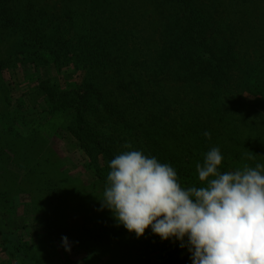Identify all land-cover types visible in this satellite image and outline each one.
Masks as SVG:
<instances>
[{"label":"rangeland","instance_id":"1","mask_svg":"<svg viewBox=\"0 0 264 264\" xmlns=\"http://www.w3.org/2000/svg\"><path fill=\"white\" fill-rule=\"evenodd\" d=\"M85 1L94 5L101 41L111 52L101 58L109 64L106 73H93L98 80L106 81L116 111L112 116L110 110H102L97 120L86 118L90 124L85 131L89 129L87 133L92 135L89 141L81 138L85 131L73 124L77 118L70 107L73 93H69L79 88L74 84L80 80L70 62L74 56L61 58L59 62L67 64L57 71L50 55L34 62L25 57L32 50L26 45L18 48L26 53V60L19 59L15 64L9 56L15 48L8 39L11 29L0 28V61L8 60L0 70V223H5L7 233L6 237L0 234V264H192L187 249L180 248L178 241L161 240L151 228L137 238L122 225L117 226L112 213L101 210L99 199L103 198L110 161L128 150H140L161 163L167 162L160 159V153L173 155L165 153L166 147L175 153L184 152L180 154L181 166L187 165V175L196 186L195 165L203 163L204 155L213 147H218L224 157L221 172L246 164L232 158L237 145L235 131H240L242 119L235 110L264 117V106L250 108L256 100H264V24L261 26L255 18L264 15V0H190L193 14L184 17L163 5V0L156 6L151 0H124L123 5L120 0ZM66 2L38 0L35 6L47 12L38 26L53 34L47 45L52 53H57L62 43L73 45L71 53L76 45L84 46L70 40L74 31L82 28L72 23L74 17L69 21L64 17V7L70 8ZM167 18L173 19L171 25ZM49 21L57 30L48 27ZM193 21L200 26L202 43L229 66V78L217 80L193 74L190 64L182 67L176 62L157 77H149L147 95L139 104L131 106L128 93L115 92L113 81L121 80L120 67L134 78L148 71L145 64L155 68L161 60H152L156 49L162 55L173 45L172 37H181L185 26ZM166 25H170L168 34L164 32ZM187 43L194 48L197 45L193 38ZM79 52L85 62L90 61V49ZM137 63L141 66H135ZM85 75L87 71L81 75L82 80ZM62 78L63 90L48 82ZM61 104L65 109L57 110ZM123 106L128 107L124 110ZM152 122L163 128L154 137L163 151L154 147L148 154L141 138ZM191 130L197 134L201 131L200 136L205 131L211 134L206 138L211 144L201 157L196 156L194 145H199V140ZM257 150L263 153L264 148L258 145ZM96 170L106 179L100 180ZM108 229L118 231V236H110ZM10 233L20 236L25 262L13 259L15 239L8 237ZM62 237L68 238L70 252L62 246Z\"/></svg>","mask_w":264,"mask_h":264},{"label":"clouds","instance_id":"2","mask_svg":"<svg viewBox=\"0 0 264 264\" xmlns=\"http://www.w3.org/2000/svg\"><path fill=\"white\" fill-rule=\"evenodd\" d=\"M223 159L211 148L195 165L199 186H184L170 164L140 150L121 152L109 163L101 210L137 238L151 228L161 240L178 241L192 264H264V164L221 172ZM62 242L70 252L68 238Z\"/></svg>","mask_w":264,"mask_h":264},{"label":"trees","instance_id":"3","mask_svg":"<svg viewBox=\"0 0 264 264\" xmlns=\"http://www.w3.org/2000/svg\"><path fill=\"white\" fill-rule=\"evenodd\" d=\"M151 1H155V6L156 4L159 5V0ZM120 3L123 5L124 0H120ZM36 4L38 5V0H0V28H3L4 30L11 29L8 32V36H10L8 39L15 43V48L13 47L14 50L9 55L11 61H14V63L16 64L18 63L19 59L26 60L25 57H27L30 58V61L34 62L41 56L50 55L52 58V63L55 65L57 71H60L61 67L66 66L67 63L64 64L63 62H59V60H61V58L69 59V57L74 56L75 60H70V62L74 64V70L76 72H79L78 77L80 78V80H78L79 82H76L74 84V86L79 88H77L76 90H74L75 88H73L69 93H73V99L71 100L72 102L70 107L77 118L76 122H74L73 124H76L78 126V130L85 131V126L90 124V122L86 121L87 117H93L94 119H96L97 115H99V112L106 109L110 110L112 116L115 115L116 111L115 109H113L114 104L110 101V98L112 96L109 95L110 93H112L111 90H106V81H103L101 78H99L98 80V77L93 73L99 70L102 73H106L105 68L109 66V64L102 62L101 58L102 56L109 55L111 53L105 50V48L107 47V43L101 41L102 31H100V24L96 21L98 20V17L94 14V5L92 4V7L90 2H87L85 0H67L66 5L68 4L70 8L65 9L64 7V17L68 21L74 17L72 23L75 22V24L73 23L75 26H80L82 28V31H74V33L71 32L73 34L71 35L70 40L75 39L79 43H83L84 46L76 45V50L71 53V46L73 45H65L62 43L59 44V46L62 47L58 48V52L52 53V49H50V47L47 45L52 40L53 34L51 32L46 33L43 27L38 26L40 18L44 15V13L45 16H47V12L45 11V8H35ZM95 4L96 6L98 5V3ZM100 4H103V2L101 1ZM162 4L169 6L171 9H176L174 10L176 11V14H180L182 17L193 14V12L191 11L193 6L190 3V0H163ZM196 11L198 12L197 9ZM255 18L257 19L258 24H260L261 26L262 24H264L263 14L260 16L257 15ZM172 20L173 19L171 18H167V22L170 23V25L172 24ZM186 20L187 22L190 21V19L188 18H186ZM52 25L53 22L49 21L48 27L52 28ZM170 25H166L168 28L164 29V32L166 34L169 33ZM86 26L87 28L85 29ZM184 29L185 31L181 32V37H172L171 43L173 45L167 47L162 55H160V52H158V50L156 49V57H152V60H155L157 58L161 60H158V62L155 63L157 65L155 66V68L152 67L151 64H145V67L148 71L140 73L137 77L134 78V75L132 73H129L125 68L121 69L120 67V70L118 72L121 80L116 79L115 81H113V83L115 82V92H118L120 94L123 92L128 93L129 100L132 103L131 106H133V104H139V102H141L143 99L142 97L147 95L146 82L150 81L149 77H157L160 72L164 71L166 66L168 67V69H170L171 65H175L176 62H178V64H182V67L190 64L189 66L192 67L193 71L191 72L193 74L199 73L205 75L206 77H211L217 80L226 77L229 78V66H227V64L226 66H224L225 62H222L220 60V57L210 52L208 50V46L202 43L201 36H204L201 31H199L200 26L197 25L195 21H193L190 22V25H186ZM53 30H57L55 23ZM10 34L12 35V37ZM191 37L197 42L195 48L187 43L188 41H192ZM62 40L63 39L54 40L51 43ZM26 45L32 46V50L30 52V55L28 56H25L26 53H23L21 51L19 52L18 50V48L26 47ZM88 45H91L92 48H90ZM82 48L90 49V61L85 62L83 56L79 52L82 50ZM260 60L263 61V59ZM7 61L8 60H6L5 62L0 61V70L5 65H7ZM135 66L140 67L141 65L137 63ZM85 71H87V75H85V78L82 80L81 75ZM143 78H146L147 80L144 81ZM111 79L113 80V78ZM63 81V78L62 80H48L49 83L51 82V84L53 86H56V88L59 90H63ZM253 104L254 106L251 104L250 108L254 109V107L257 108V106H264V100H262V102L260 100H256V102H254ZM127 107L128 106H123L124 110H126ZM246 108L248 109L247 106ZM64 109V104H61L57 107V110L60 111ZM45 113L46 116H49L50 112L49 110H47ZM250 113L248 111H245L244 113L240 108L235 110V115H241L242 119L239 122L241 127H238L240 131L238 133H236L235 131L234 138L237 139V143H235L234 145H237L236 148H234L235 154H232V158L233 160L238 159L240 161H245L247 165H253L256 163L264 164V151L263 153H260L257 150L258 145L264 148V117L263 114H261V116L254 115L252 114V112ZM162 130V126H158L157 122H152L151 124L149 123L147 129L143 130L144 136H142L141 138V144L148 154L151 153L154 147L163 151V146L159 145L158 141L155 140V138L159 136V133H162ZM87 132L85 131L80 135L82 136L81 138L83 140H86L87 138V141H89L92 138V135ZM191 132L195 139L199 140V142H196L199 145L194 146H197L195 148L197 151L196 156L198 155L199 157H201V155L205 153V149L209 147L211 143L208 142V139L206 140L207 137H205L204 135L200 136V134H202L201 131L200 134H197L193 130H191ZM91 133L94 134L92 130ZM236 135L238 136L236 137ZM201 139H204V143L201 142ZM230 139H232V137ZM166 151L171 152L173 155L170 156L167 154H163V156H167L164 158L160 153L159 157L161 160L169 163L176 170L179 182L184 186L195 185V182L192 181L191 178L187 175L189 171L187 165L181 166L180 154L184 152L175 153L173 150H169L167 147L165 149V153ZM247 156H252L253 159L249 160L246 158ZM96 171L99 174L97 177H99L100 180L106 179L105 177L102 178L99 170ZM0 224L1 228H3L2 230H0V234L3 237H6L7 233L4 230L5 223L3 222ZM108 230L110 236L114 238L118 236V231L111 229ZM9 236H12L13 240L15 239V254L13 255V259H20L25 262V256L23 255L21 244L19 243L20 236H17V234L15 233H10L8 237Z\"/></svg>","mask_w":264,"mask_h":264}]
</instances>
